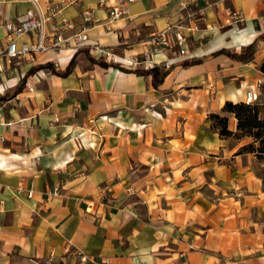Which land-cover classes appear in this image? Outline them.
Wrapping results in <instances>:
<instances>
[{"label":"crops","instance_id":"1","mask_svg":"<svg viewBox=\"0 0 264 264\" xmlns=\"http://www.w3.org/2000/svg\"><path fill=\"white\" fill-rule=\"evenodd\" d=\"M37 1L74 24L52 17L47 32L79 30L83 9L95 20L83 44L19 57L0 74V264H264L257 156L209 120L226 101L245 102L264 64V0H135L114 20L99 0ZM30 7L0 0V51L3 23ZM197 9L187 54L158 85L141 71L169 54L123 63L150 32ZM231 11L241 20L226 23ZM73 56L65 75L33 70L63 71ZM88 56L116 66L89 67Z\"/></svg>","mask_w":264,"mask_h":264},{"label":"built area","instance_id":"2","mask_svg":"<svg viewBox=\"0 0 264 264\" xmlns=\"http://www.w3.org/2000/svg\"><path fill=\"white\" fill-rule=\"evenodd\" d=\"M67 3H74L77 0H66ZM135 0H115L110 3L107 0H99L100 4L107 7L110 19H118L124 17L128 13L129 4ZM32 7L28 8L24 13L17 16L15 20L5 21L3 26L6 30V44L0 51V74L5 70L6 65H12L15 59L46 51L59 52L66 45L74 41V47L83 44L87 40L88 24L95 20L92 9H83L81 14L84 25L69 36L63 34L64 29H52L47 32L45 23L49 18H58L64 28L73 29L74 24L61 15V6L49 4L46 13L43 14L38 5L37 0H31ZM202 9H197L188 14L187 19H179L178 21H170L169 25L158 31L150 32L145 39V48L141 53L129 57L123 63L127 66L138 67L147 61L152 60V55L157 53H165L166 58L162 61L154 62L162 71L169 68L180 56L186 55L188 50L184 47L188 33L197 31V26L187 24L186 20L193 18L196 14H202ZM241 15L236 11L228 13L226 23L238 22ZM34 33L35 39L32 41L21 40L20 38L26 34ZM101 50V49H100ZM105 53V52H103ZM106 56L110 54L106 52ZM114 59V58H111ZM26 88L33 89L29 82H26ZM264 88V64L259 70L258 77L253 81L245 93V102L254 103L259 100L261 90ZM61 185H55L49 195L54 196L60 193ZM31 196V193H28ZM2 201L0 200V206ZM86 259L85 255H81V260Z\"/></svg>","mask_w":264,"mask_h":264},{"label":"trees","instance_id":"3","mask_svg":"<svg viewBox=\"0 0 264 264\" xmlns=\"http://www.w3.org/2000/svg\"><path fill=\"white\" fill-rule=\"evenodd\" d=\"M74 58L75 56H73L68 66L63 71L55 70L50 63L38 65L33 70L48 67L55 74L65 75L71 70ZM240 58H244V56L240 55ZM88 61L90 63L89 67L93 66L95 63L101 67L116 66L115 62H106L101 59H95L92 56H88ZM141 72L150 73L155 85L159 84L165 74V72L158 69V67H152ZM22 84L23 82L19 84L18 90L21 88ZM263 107L264 105H260L259 100L254 103L226 101L222 108L223 114L210 113L209 120L211 121V125L216 128L222 136H233L239 139L250 137L252 141L241 146L239 152H253L258 157L264 154V114L260 116V111ZM224 113H232L234 115L236 119V131L228 129V117ZM262 180L264 182V177Z\"/></svg>","mask_w":264,"mask_h":264},{"label":"rangeland","instance_id":"4","mask_svg":"<svg viewBox=\"0 0 264 264\" xmlns=\"http://www.w3.org/2000/svg\"><path fill=\"white\" fill-rule=\"evenodd\" d=\"M250 49H247L246 52H248ZM259 101L260 105H264V88L261 90V94L259 95ZM260 116L264 114V107L260 111ZM245 143H250L252 139L250 137L243 138ZM255 170L258 174L262 175V178L264 177V154L257 157L256 162L254 164Z\"/></svg>","mask_w":264,"mask_h":264}]
</instances>
